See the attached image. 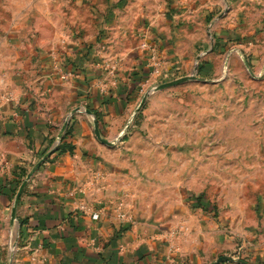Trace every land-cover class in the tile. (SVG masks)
<instances>
[{"label":"rangeland","instance_id":"1","mask_svg":"<svg viewBox=\"0 0 264 264\" xmlns=\"http://www.w3.org/2000/svg\"><path fill=\"white\" fill-rule=\"evenodd\" d=\"M32 50V70L48 60L71 65L98 73L111 93L132 84L143 63L147 80L133 89L124 131L113 138L105 129L113 145L98 140L101 153L84 154L99 205L112 208L120 233L146 228L175 257L213 249L246 262L236 255L242 241L264 234V0H0V61L31 63ZM82 107L41 167L64 155L55 153ZM36 164L22 169L25 178ZM10 225L0 264H16L17 214Z\"/></svg>","mask_w":264,"mask_h":264},{"label":"crops","instance_id":"2","mask_svg":"<svg viewBox=\"0 0 264 264\" xmlns=\"http://www.w3.org/2000/svg\"><path fill=\"white\" fill-rule=\"evenodd\" d=\"M32 53L31 63L12 56L0 61V68L6 70L0 74V238L10 239L12 204L26 178L15 194L14 179L19 180L22 169L36 164L39 154L54 146L70 112L83 107L70 121L72 135L67 140L75 146L76 155L52 157L31 178L20 198L16 264H211L228 255L213 257L212 249L204 257H175L146 228L144 232L133 224L119 232L121 224L112 208L99 205V186L88 174L89 158L84 154L102 151L94 120L98 119L101 133L106 129L114 133L113 138L124 131L134 109L135 83L111 93V86L105 88L98 73L75 74L71 65L62 67L48 60L45 70L37 67L38 62L32 70ZM80 62L78 58L75 65ZM132 71L136 79L148 70L139 63ZM94 215L98 218L93 219ZM238 249L236 255L243 254L247 263L264 264V234L258 240L246 238Z\"/></svg>","mask_w":264,"mask_h":264},{"label":"water","instance_id":"3","mask_svg":"<svg viewBox=\"0 0 264 264\" xmlns=\"http://www.w3.org/2000/svg\"><path fill=\"white\" fill-rule=\"evenodd\" d=\"M192 79L191 77H186V78H182V79H179V80H175V81H172V82H168V83H165V84H161L160 86L157 87L156 90H163V89H166V88H170V87H173V86H176V85H179L183 82H186L188 80ZM147 97H148V94H146L142 101H141V104L139 106L138 109H140L143 104L146 102L147 100ZM137 109V110H138ZM78 110L75 109L72 111L71 115H74ZM88 114H92L91 111H87ZM69 119L70 118H67L66 122L64 123V125L62 126L61 130H60V133L58 135V139H57V144L55 145V147L41 160L39 161L36 166L33 168V170L27 175L26 179L24 180V182L21 184L17 194H16V197H15V201H14V205H13V208H12V213H11V222L14 223L16 221V214H17V209H18V205L20 203V198H21V195L23 194L28 182L31 180V178L33 177V175L35 174V172L41 167V165L47 160V158L49 157V155H51V153L53 151H55L59 145V143L61 142L62 140V137H63V133L65 132L67 126H68V123H69ZM94 132H95V135L96 137L98 138L99 141H101L102 143L110 146V145H113L112 142H109L108 140L104 139L101 135V132H100V129H99V125H98V122L97 120H94ZM229 261H235V262H238L240 264H249V263H246L244 261H241V260H237L235 259L234 257H229V256H221L219 257L214 263L212 264H221V263H224V262H229Z\"/></svg>","mask_w":264,"mask_h":264},{"label":"trees","instance_id":"4","mask_svg":"<svg viewBox=\"0 0 264 264\" xmlns=\"http://www.w3.org/2000/svg\"><path fill=\"white\" fill-rule=\"evenodd\" d=\"M147 80V76L146 73H143V76L136 78L133 83H135V87L137 89L138 85L141 83H144ZM71 136V128L67 129L65 136H64V140H66V138L68 136ZM63 140L62 144L59 146L57 152L55 154H66L67 152L73 151L75 150V146H73L72 144H67L65 141ZM26 176V172L22 170L20 176H19V180H17L15 182V186L18 189V187L20 186V184L22 183V179H24ZM14 193V192H13ZM225 264V263H224Z\"/></svg>","mask_w":264,"mask_h":264},{"label":"built area","instance_id":"5","mask_svg":"<svg viewBox=\"0 0 264 264\" xmlns=\"http://www.w3.org/2000/svg\"><path fill=\"white\" fill-rule=\"evenodd\" d=\"M152 62H153V74L154 75H159V74H161V71H160V64L158 63V62H156V59H155V56H153L152 57ZM145 83V82H144ZM0 103H1V98H0ZM96 217H98V215H95ZM122 217H125L126 218V216L125 215H122Z\"/></svg>","mask_w":264,"mask_h":264}]
</instances>
